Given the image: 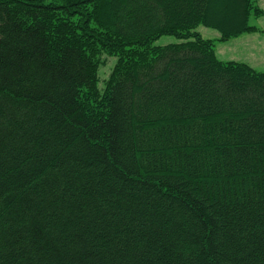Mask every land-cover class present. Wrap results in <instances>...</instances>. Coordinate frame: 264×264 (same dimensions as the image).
Returning <instances> with one entry per match:
<instances>
[{
	"label": "trees",
	"instance_id": "obj_1",
	"mask_svg": "<svg viewBox=\"0 0 264 264\" xmlns=\"http://www.w3.org/2000/svg\"><path fill=\"white\" fill-rule=\"evenodd\" d=\"M214 1L0 0V264H264V70L194 31L264 9Z\"/></svg>",
	"mask_w": 264,
	"mask_h": 264
},
{
	"label": "rangeland",
	"instance_id": "obj_2",
	"mask_svg": "<svg viewBox=\"0 0 264 264\" xmlns=\"http://www.w3.org/2000/svg\"><path fill=\"white\" fill-rule=\"evenodd\" d=\"M217 2V3H216ZM220 2V3H219ZM227 0H215V8L222 6ZM256 5L264 9V0H255ZM249 23L255 27V30L242 33L236 37L222 39L219 33L208 27L197 25L194 31L205 40L211 41L217 58L221 60H233L244 62L255 70H264V14L251 18ZM182 40L174 35H161L153 44L164 45ZM101 63L97 69L98 83L97 87H102V82L110 73L115 63V57L101 54Z\"/></svg>",
	"mask_w": 264,
	"mask_h": 264
}]
</instances>
